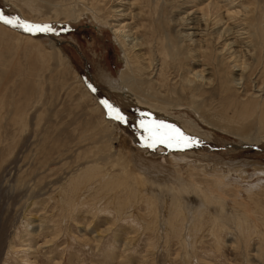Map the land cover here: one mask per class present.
I'll list each match as a JSON object with an SVG mask.
<instances>
[{
	"label": "rangeland",
	"instance_id": "1",
	"mask_svg": "<svg viewBox=\"0 0 264 264\" xmlns=\"http://www.w3.org/2000/svg\"><path fill=\"white\" fill-rule=\"evenodd\" d=\"M212 1L0 0L54 29L0 22V264H264V0Z\"/></svg>",
	"mask_w": 264,
	"mask_h": 264
},
{
	"label": "snow or ice",
	"instance_id": "2",
	"mask_svg": "<svg viewBox=\"0 0 264 264\" xmlns=\"http://www.w3.org/2000/svg\"><path fill=\"white\" fill-rule=\"evenodd\" d=\"M0 22L8 24L14 28H20L28 33H41V32H53L54 29L50 25L36 24L27 20H23L20 17H16L15 20L5 16L0 12ZM93 91L96 88L89 85ZM101 103L108 109V115L118 121L127 123V117L123 115L118 108L111 104L108 100H102ZM141 128L148 132L146 147H156L157 144H166L169 147H190L192 146L193 137L185 135L179 128L175 125H169L163 121H152L151 123H146L141 120ZM142 139H145L142 137ZM199 143V141H196Z\"/></svg>",
	"mask_w": 264,
	"mask_h": 264
},
{
	"label": "bare ground",
	"instance_id": "3",
	"mask_svg": "<svg viewBox=\"0 0 264 264\" xmlns=\"http://www.w3.org/2000/svg\"><path fill=\"white\" fill-rule=\"evenodd\" d=\"M212 1V0H211ZM216 1V0H215ZM217 3V2H216ZM126 3H122V6L123 5H125ZM127 4H129V3H127ZM182 4V3H181ZM180 4V5H181ZM179 5V6H180ZM126 6V5H125ZM217 7V8H216ZM220 8H222V7H220ZM220 10L219 9V4H215V2L213 3V1L212 2H210L208 5H207V8H205V10H204V13H203V15H204V17L202 16V19H204V20H207V22L210 20L209 18L211 17V16H214L213 18L214 19H216V23H218V22H222V20L224 19L223 17L224 16H222L221 15V13L220 14H218V12L217 11H215L214 12V10ZM127 11V9H125V7L124 8H117L116 9V15L118 14L117 12H126ZM222 11V10H221ZM221 11H219V12H221ZM190 13H192V15L194 14L193 12H190ZM189 13V14H190ZM188 14V15H189ZM223 14V13H222ZM226 14H227V12H226ZM229 14V13H228ZM230 14H231V12H230ZM211 15V16H210ZM225 15V14H224ZM122 16H125V15H122ZM206 16V17H205ZM239 17V16H238ZM197 18H196V16H194L193 18H187V19H185L183 22H185V25H190V24H193L192 23V21L193 20H196ZM198 20V19H197ZM212 20V19H211ZM210 20V21H211ZM211 24H212V21L210 22ZM210 25V24H209ZM218 25V24H217ZM123 27V26H122ZM122 27H119V28H117V29H114L115 30V36H116V38H117V41L118 42H120V44L122 45V47L123 48H125L127 45H129L128 43H127V37H128V34H126V33H124L123 31H124V27L122 28ZM127 27H128V25H127ZM126 27V28H127ZM190 28V27H189ZM193 29H196V28H194V27H192ZM221 28V27H220ZM220 28H219V30H218V36L220 37V35H226L227 33H231L232 34V32L231 31H233V30H231V27H227V28H222L223 30H220ZM123 32V33H122ZM120 34V35H119ZM204 34V33H203ZM193 35H200V33H197V32H190V33H188L187 34V36H193ZM121 37V38H120ZM233 38V37H232ZM192 39V38H191ZM239 40V39H238ZM237 38L236 39H233V41H231L230 43H231V47L232 46H234V45H236L237 44ZM239 42V41H238ZM136 45H138V44H136ZM54 50V49H53ZM124 50H126V49H124ZM58 52V51H57ZM57 54V53H56ZM58 55V54H57ZM126 56V55H125ZM127 58H128V56H126ZM127 58H125V60H126V64H127V67H128V69H131V61H129V58L127 59ZM151 59V58H150ZM151 61V60H150ZM59 62V61H58ZM128 62H129V64H128ZM152 63H153V60L151 61ZM149 63V65H148V67L149 68H151V65H152V63ZM153 68V67H152ZM132 73V72H131ZM135 75H137V72H135ZM109 76V75H108ZM121 76V84H119L122 88H124L123 89V91H126V93L128 92L129 94H133V92H138V93H140L141 95H147V97H148V101H149V103L151 104V103H154L155 104V102H158L159 101V98H158V96L156 95V94H154V95H152V96H150L149 94H146L143 90H141L142 88H141V86H140V84L141 83H136L135 82V84H133V85H130L129 86V84H128V81H127V77H128V72H126V71H123L122 72V74L120 75ZM134 77V76H133ZM111 80V79H110ZM132 80H134V79H132ZM114 81V80H113ZM110 82V81H109ZM112 83V82H111ZM114 83V82H113ZM133 83V82H132ZM143 84V83H142ZM112 85V84H111ZM110 85V86H111ZM119 87V86H118ZM117 87V88H118ZM120 87V88H121ZM151 87H154V85L152 84L151 85ZM119 90H121V89H119ZM128 94V95H129ZM134 95V94H133ZM134 97H135V95H134ZM140 97V96H139ZM138 97V98H139ZM131 98H132V96H131ZM140 99H141V97H140ZM137 101H139L138 99H137ZM140 102V101H139ZM254 102V101H253ZM253 102H247V105H251V104H253ZM142 103H144V102H142ZM170 103V102H169ZM149 104V105H150ZM160 104V103H159ZM246 104V103H245ZM179 106V105H178ZM255 106V105H254ZM264 106V105H263ZM259 107V106H258ZM198 108V107H197ZM162 112V111H161ZM256 112V111H255ZM254 112V113H255ZM247 113V112H246ZM254 115V114H253ZM264 115V114H263ZM261 118H264L263 116L261 117ZM211 123V122H210ZM219 126H221L220 124H219ZM126 140V139H125ZM127 142V141H126ZM126 142H125V144H126ZM144 161V160H143ZM144 166V165H143ZM239 169V168H238ZM157 170V169H156ZM160 171V170H159Z\"/></svg>",
	"mask_w": 264,
	"mask_h": 264
}]
</instances>
